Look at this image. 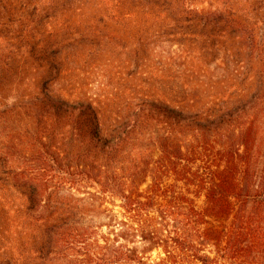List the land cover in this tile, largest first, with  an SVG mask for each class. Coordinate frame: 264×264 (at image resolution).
<instances>
[{
	"label": "trees",
	"instance_id": "1",
	"mask_svg": "<svg viewBox=\"0 0 264 264\" xmlns=\"http://www.w3.org/2000/svg\"><path fill=\"white\" fill-rule=\"evenodd\" d=\"M194 1L10 0L6 19L0 0V82L15 76L20 63L45 65L49 77L55 71L59 74L66 48L74 46L108 48L121 57L127 52L125 46L137 43L129 61H110L115 62L113 75L125 78L138 75L143 67L142 76L148 72L146 52L159 39L181 47L171 64L183 59L187 67L182 73L191 69L190 63L207 61L222 49L232 54L233 46L254 44L256 27L245 11L223 4L219 11L205 14L190 7ZM122 34L128 35L123 39ZM133 61L135 71L130 68ZM40 91L34 102L0 115L4 122L14 120L13 124L29 130L14 136L13 146L25 140L27 146L36 143L41 169L49 165L48 159L52 165L57 162L46 137L70 123L79 141L75 182L98 181L100 196L117 197L124 225L163 249L169 256L167 264L169 260L171 264H264L263 144L254 118L240 112L239 100L232 103L237 96L217 93L200 106L194 98L187 102L173 97L168 102L142 87L131 92L136 94L135 104L131 102L127 112L111 115L99 100L68 102L52 97L48 82ZM34 127L36 132L30 134ZM145 134L157 143L160 156L159 168L150 176L152 185L141 195L133 191L142 182L137 180L138 166L131 171L123 168L129 154L142 149L139 142ZM6 151L0 152V181L8 191L13 181L20 180L22 213L30 223L24 231L19 229L11 201L0 196L1 264H41L43 255L58 244L84 250L85 233L77 222L69 224L70 215L62 212V202L57 203L58 193L50 192L48 183L30 174L27 166H18L14 152ZM169 179L171 192L164 188ZM63 183L74 184L68 179ZM201 199L203 207L197 204ZM156 203L157 215L152 213ZM5 222L12 225L13 235L34 232L39 247L25 255L6 244L4 236L10 230H4ZM72 238L79 241L74 244ZM95 260L92 264L141 263L134 249L115 248L108 242Z\"/></svg>",
	"mask_w": 264,
	"mask_h": 264
},
{
	"label": "rangeland",
	"instance_id": "2",
	"mask_svg": "<svg viewBox=\"0 0 264 264\" xmlns=\"http://www.w3.org/2000/svg\"><path fill=\"white\" fill-rule=\"evenodd\" d=\"M2 3L6 11L5 18L8 19L10 12L7 13V11L11 9L10 0H2ZM223 4L229 7L235 5V8L248 14L249 23L256 27L252 36L254 44L248 47L233 46L234 53L232 54L222 49L217 55L208 57L207 61L190 63L191 69L182 73L187 67L183 59L176 58V65L171 64V58L181 54V47L169 42H161L163 39H159L146 52L148 72L142 76L145 70L143 67L140 68L138 75H124L125 78L113 75V65L120 60L119 58L129 61L137 43L132 46H125L123 43L128 54L124 52L121 57L110 52L108 48L98 46L66 48L63 64L58 66L62 72L57 74L55 71L51 77L45 65L40 66L33 62L18 64L15 70L16 75L0 82V112L12 107H24L34 102L41 96L40 88L44 82L49 83L52 97L68 102L90 98L99 100L104 103L102 107L111 115H116L119 111L127 112V106L131 102L135 104L136 94L131 92L140 90L142 87H146L148 92L151 91L154 96L159 94L168 102H171L173 97L187 102L194 98L200 106L208 104L212 96L217 93L227 95L226 98L235 95L237 97L232 99V103L239 100L240 112L254 118V129L259 132L264 151V0H195L190 7L200 13L211 14L219 11ZM127 35L122 34V38L124 39ZM112 60L115 61L114 64H110ZM135 65V61L130 64L133 71L137 69ZM127 68L126 71H129ZM183 84L185 85L182 88ZM4 121L0 115V152L2 151L3 154L7 152L6 150L14 152L18 166H27L30 174L48 183L50 192L58 193L57 203L62 202V212L70 215V217L66 216L69 218V224L77 222L76 226L81 228L82 233H85L81 244L84 250H79L80 247L76 246L68 249L67 246L58 244L59 247H55L49 254H44L45 259L39 263L92 264L96 262L97 253H100L108 242L115 248L124 246L125 249H134L141 259L140 264H167L166 259L169 256L163 249L155 248L124 225L126 219L120 207L121 201L117 197L111 194L107 197L100 196L97 193L101 191L98 181L75 182L77 177L73 174L76 173V152L79 149V141L76 142L77 139L74 137V125L67 123V126L56 127L46 137L45 144L49 145L48 148L51 147L57 162L52 165L48 159L49 165L45 164L41 169L40 161H38L41 152L36 143L30 141L33 146L30 143L27 146L28 141L25 140L24 146L22 144L13 146V137L18 136L19 133L24 136L29 130H26L25 126L20 123L13 124L14 120L7 123ZM158 131L159 129L155 132ZM35 132L34 127L30 134ZM140 139L139 144L142 149L129 154L123 169L131 171L133 166H138L137 180L138 182L142 180V182L135 186L133 191L145 195L152 185L151 173L159 168L157 162L160 152L156 149L157 143L150 140L147 134ZM70 174L71 177H69ZM66 179L75 183H63ZM19 181H13L8 191L3 190L0 181V196L9 198L15 211L13 214L16 216L15 223L19 229L24 231L29 227L30 221H26L22 213L24 209H22V191L21 184H18ZM164 188L171 192V179L165 182ZM197 204L203 207V199ZM157 210H159V204L156 203L152 213L156 214ZM4 225V230H10L4 236L6 244L10 242L25 255L31 254L39 247L41 241L36 240L34 232H22L21 236H16L11 233L13 228L10 222H5ZM76 241L79 240L70 239V242L74 244ZM1 263L3 262L0 258ZM168 264H171V260Z\"/></svg>",
	"mask_w": 264,
	"mask_h": 264
}]
</instances>
